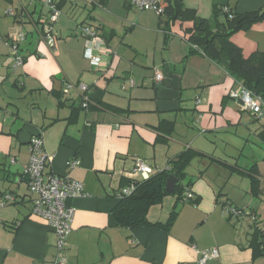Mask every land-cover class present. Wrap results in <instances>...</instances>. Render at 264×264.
<instances>
[{"label":"crops","instance_id":"crops-1","mask_svg":"<svg viewBox=\"0 0 264 264\" xmlns=\"http://www.w3.org/2000/svg\"><path fill=\"white\" fill-rule=\"evenodd\" d=\"M55 1L61 14L55 46L49 48L41 38L44 4L0 0V195L14 196L0 208V264H52L56 254L55 233L32 213L33 196L26 197L23 170L34 134L53 156L49 170L80 181L86 193L69 200L75 213L65 264H195L198 250L213 246L219 255L207 264H264V256L254 257L249 246L253 226L264 227V158L247 167L238 155L217 152L223 144L240 152L251 133L264 141V118L240 110L228 97L237 82L222 65L191 52L193 20H175L166 28L164 16L142 14L149 9L136 13L127 0ZM183 5L209 19L212 29L224 20L222 14L213 19L214 6L262 11L261 19L234 31L230 40L245 57L264 52V0H183ZM9 8L13 14L6 13ZM81 24L92 26L105 44H90ZM18 31L25 33L18 44L24 58L12 68L9 36ZM136 31L139 37L125 39ZM91 46L99 66L85 57ZM156 67L161 81L153 80ZM67 82L86 84L87 107L76 89L63 93ZM185 149L198 153L185 177L198 201L177 203L167 194L149 208V221L165 222L176 206L168 232L117 225L112 208L130 179L139 178L131 174L135 158L154 173ZM75 159L78 164L70 166ZM236 174L248 183L236 179V184ZM252 177L259 181L258 195L251 194ZM236 207L239 214L228 213ZM246 210L249 222L242 215Z\"/></svg>","mask_w":264,"mask_h":264},{"label":"trees","instance_id":"trees-1","mask_svg":"<svg viewBox=\"0 0 264 264\" xmlns=\"http://www.w3.org/2000/svg\"><path fill=\"white\" fill-rule=\"evenodd\" d=\"M161 1L164 5V11L157 15L164 16L166 28H168L169 23L175 20H193L192 29L187 37L188 42L194 46L190 49L191 52L198 51L222 65L235 82L243 84L264 100V52L256 51L245 57L230 40V35L234 31L247 28L253 22L261 19L262 11L237 13L226 5L214 6L212 10L213 19L218 20V16L222 14L224 20L217 23L219 27L212 29L210 20L195 16L192 9L183 5V0ZM87 102V105L83 107L89 105V100ZM169 131H171V126ZM196 155H198L196 151L185 149L169 161L168 168L158 170L146 179H130L129 183L134 185L133 191L128 195L120 196L119 201L112 208L116 224L126 228L141 226L162 228L168 232L177 216L176 206L170 211L165 222L149 221L147 218L148 210L152 205L161 203L163 197L169 194L165 191V183L169 175H174L177 178V183L173 193H171L175 196L177 203H196L198 201V197H195L194 194L187 201L183 200L184 191L189 188L190 184V180L185 182L186 167ZM254 171V173L257 172L256 169ZM251 185V194L258 195L259 181L252 177ZM227 210L228 213H231L229 208ZM234 210L237 211L238 208L236 207ZM263 236L264 227L254 225L249 238V246L254 257L264 256Z\"/></svg>","mask_w":264,"mask_h":264},{"label":"built area","instance_id":"built-area-1","mask_svg":"<svg viewBox=\"0 0 264 264\" xmlns=\"http://www.w3.org/2000/svg\"><path fill=\"white\" fill-rule=\"evenodd\" d=\"M46 7V18L41 26V38L49 48L55 46V23L57 22L61 11L55 0H39ZM131 6L137 10L149 9L156 14H162L164 11V5L161 0H127ZM226 9V8H225ZM6 13L13 14L11 8L6 10ZM81 33L90 44L96 45V43H104V40L100 37L98 32L90 25L81 26ZM25 37V33L18 31L9 36L12 63L11 67L16 68L23 63V55L19 49V42ZM93 46L85 48V57L88 58L90 63L94 66H99L100 58L93 51ZM163 79V73L160 68L156 67L153 71V80L161 81ZM73 88L76 89L82 96V105L86 106L88 98L85 95L87 86L84 83H72L67 82L63 87V93ZM229 96L238 102V106L241 110H247L252 112L258 118H264V100L254 94L250 89L243 84L237 82L229 90ZM28 144L29 158L24 167V175L27 179V185L29 192L33 195L32 199V213L40 216L45 220L47 225L55 233V249L56 254L52 261V264H65L64 249L66 245V239L72 229V222L74 218V208L69 204V200L72 198L85 195L83 184L80 181L72 179L68 176H60L49 170V166L52 163L53 156L44 149L43 139L40 134H34L31 136ZM11 163L15 162V159L10 157ZM78 164L77 159L71 160L70 166ZM153 168L148 165L143 159L135 158L134 165L131 171L133 176H139L138 179H146L152 174ZM134 179V178H133ZM137 179V178H135ZM134 189L133 183L120 191L117 195L130 194ZM193 193L188 188L184 191L183 200L187 201L192 198ZM14 196L10 192H4L0 195V208L6 205V203L13 201ZM232 213L239 214V211L230 209ZM228 211V210H227ZM1 223V220H0ZM218 248L213 246L203 250H198V258L195 264H207L209 260L218 257Z\"/></svg>","mask_w":264,"mask_h":264},{"label":"rangeland","instance_id":"rangeland-1","mask_svg":"<svg viewBox=\"0 0 264 264\" xmlns=\"http://www.w3.org/2000/svg\"><path fill=\"white\" fill-rule=\"evenodd\" d=\"M41 2V1H40ZM45 10H46V8H45ZM136 13H138L139 11L138 10H134ZM141 12H143L142 14L144 15H148L149 16V18H156V20H157V17H158V15L154 12V11H152V10H145V11H141ZM82 26V24L81 25H79V28ZM129 33V32H128ZM126 34V36H125V39L128 41V40H131V39H136V37H139V31H136V32H134V33H132V34ZM229 92V91H228ZM228 97H230L229 96V93H228ZM231 98V97H230ZM233 99V98H232ZM196 100V103H198V101H199V99H195ZM233 100H235V99H233ZM241 110V109H240ZM253 133H251V134H248V136H245L247 139H248V141L247 142H245L244 144H243V147H242V149L240 150V152L239 151H237V150H232L231 148H229L228 146H226L225 144H223V145H220V146H218V148H217V152L219 153H224L223 151H225V152H231V153H234V155H238V157L240 158L239 159V163L241 164V165H246L247 167H250L252 164V162H254L256 159H261L262 157L264 158V141H261L260 139H258L257 138V136H253L252 135ZM261 143H263V144H261ZM226 147V148H225ZM225 149V150H224ZM229 149H231V150H229ZM260 162V161H259ZM260 166V165H259ZM263 166H264V162H263ZM189 170V169H188ZM154 171V170H153ZM188 176V175H187ZM236 179H239V180H244V182H245V180H246V182L248 183V179L246 178V177H242V176H239V175H234V180H232V181H234L236 184L238 183V181H236ZM241 187H243V185L241 186ZM228 190L230 191V194H233V193H236L237 194V192L235 191V188L234 187H228ZM241 193H239V196H241V195H243L244 196V194H243V192L242 191H240ZM28 194L29 195H32V194H30L29 192H27V196L26 197H28ZM33 196V195H32ZM263 205H264V197H263ZM245 218H246V222H249V216L247 217V215H249L248 214V210H246V212H244L243 214H242ZM261 219H264V216H261L260 217ZM251 223H252V220L250 221Z\"/></svg>","mask_w":264,"mask_h":264},{"label":"water","instance_id":"water-1","mask_svg":"<svg viewBox=\"0 0 264 264\" xmlns=\"http://www.w3.org/2000/svg\"><path fill=\"white\" fill-rule=\"evenodd\" d=\"M177 183V178L174 175H169L165 183V191L169 194L173 193L175 184Z\"/></svg>","mask_w":264,"mask_h":264}]
</instances>
